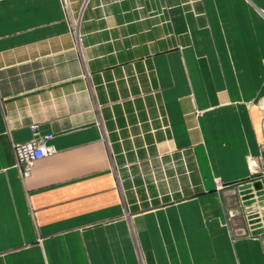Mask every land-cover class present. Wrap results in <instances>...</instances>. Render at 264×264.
<instances>
[{
  "label": "crops",
  "instance_id": "obj_1",
  "mask_svg": "<svg viewBox=\"0 0 264 264\" xmlns=\"http://www.w3.org/2000/svg\"><path fill=\"white\" fill-rule=\"evenodd\" d=\"M248 159L264 0H0V264H264Z\"/></svg>",
  "mask_w": 264,
  "mask_h": 264
},
{
  "label": "built area",
  "instance_id": "obj_2",
  "mask_svg": "<svg viewBox=\"0 0 264 264\" xmlns=\"http://www.w3.org/2000/svg\"><path fill=\"white\" fill-rule=\"evenodd\" d=\"M36 128L37 126L35 125L30 126V131L33 136L30 141L12 144V154L14 157L15 168L22 180L27 179L31 175L32 167L37 161L54 153V149L47 144V142L52 139V135L47 134L37 137ZM248 164L251 176L247 180L246 184L241 186L240 193L243 198L244 205L247 207L246 216L250 225H258L259 228H264V209L261 210V207L264 206V169H260L257 166L256 161L253 159H248ZM255 183L261 185L260 190H256L254 188ZM214 184L217 189L225 187L218 179L214 181ZM253 216L255 217L253 218Z\"/></svg>",
  "mask_w": 264,
  "mask_h": 264
},
{
  "label": "water",
  "instance_id": "obj_3",
  "mask_svg": "<svg viewBox=\"0 0 264 264\" xmlns=\"http://www.w3.org/2000/svg\"><path fill=\"white\" fill-rule=\"evenodd\" d=\"M254 188L256 189V190H260L261 189V185L260 184H258V183H255L254 184ZM259 193H261V192H259ZM255 216H253V218H254ZM252 218V219H253ZM255 227H259L258 225L257 226H255Z\"/></svg>",
  "mask_w": 264,
  "mask_h": 264
},
{
  "label": "rangeland",
  "instance_id": "obj_4",
  "mask_svg": "<svg viewBox=\"0 0 264 264\" xmlns=\"http://www.w3.org/2000/svg\"><path fill=\"white\" fill-rule=\"evenodd\" d=\"M222 240H224V239H222Z\"/></svg>",
  "mask_w": 264,
  "mask_h": 264
}]
</instances>
